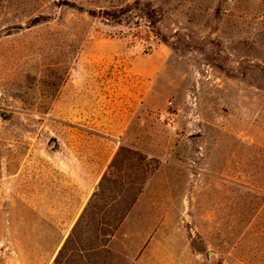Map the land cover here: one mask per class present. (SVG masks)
<instances>
[{
	"label": "rangeland",
	"instance_id": "obj_1",
	"mask_svg": "<svg viewBox=\"0 0 264 264\" xmlns=\"http://www.w3.org/2000/svg\"><path fill=\"white\" fill-rule=\"evenodd\" d=\"M90 203L60 264H264V0H0V264Z\"/></svg>",
	"mask_w": 264,
	"mask_h": 264
},
{
	"label": "trees",
	"instance_id": "obj_2",
	"mask_svg": "<svg viewBox=\"0 0 264 264\" xmlns=\"http://www.w3.org/2000/svg\"><path fill=\"white\" fill-rule=\"evenodd\" d=\"M67 6H69L71 9L80 11V12H85L84 9L77 7L76 5L72 4V3H67ZM128 10H119V11H103V13H96L95 11H88L86 12L89 16L91 17H95L97 16V14H100L101 18L105 19V20H109L112 22H120V19L122 18V16L124 14H127ZM34 24H38L39 23V19H35L33 21ZM145 161V158L139 153V152H132L129 151L125 148H120L118 153L116 154L113 162L111 163V169H117L120 168L122 166L123 163H130L132 165H138V166H142L143 162ZM119 165H121L119 167ZM113 174L112 175H108L105 174L102 178V180L99 183L98 186V190H101L103 188V186L105 185V183H110L113 179ZM115 181V180H114ZM124 186V185H123ZM124 190L126 192L130 191V188H126L122 187V192L124 193ZM139 193V192H138ZM99 195V194H98ZM93 197H97V193H95L93 195ZM136 197L137 195H133V197H130L127 199V204L125 206V210H123V213L120 217L119 222H122V220L125 218L126 214L128 213V211L130 210V208L133 206V204L136 201ZM92 204L90 203L88 205V207L84 210V213L81 215V217L79 218L77 224L75 225V227L73 228V230L71 231L69 237L66 239L64 245L62 246V248L60 249V251L58 252L53 264H60L61 263V257L65 251V249L67 248V246L71 243V241L74 239L75 237V233H77V229H78V225L79 223H81V221H83V219H85L86 215H87V211L89 208H91ZM115 228H111L108 231L104 230V236H106L107 239H110L112 237V233L115 232Z\"/></svg>",
	"mask_w": 264,
	"mask_h": 264
}]
</instances>
